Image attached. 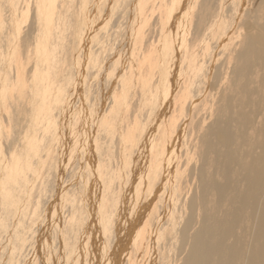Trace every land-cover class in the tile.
<instances>
[{
	"label": "bare ground",
	"instance_id": "6f19581e",
	"mask_svg": "<svg viewBox=\"0 0 264 264\" xmlns=\"http://www.w3.org/2000/svg\"><path fill=\"white\" fill-rule=\"evenodd\" d=\"M58 46L83 115L37 105L25 124ZM29 125L60 199L37 186L16 223L86 218L66 260L264 264V0H0V144Z\"/></svg>",
	"mask_w": 264,
	"mask_h": 264
},
{
	"label": "clouds",
	"instance_id": "9594fccd",
	"mask_svg": "<svg viewBox=\"0 0 264 264\" xmlns=\"http://www.w3.org/2000/svg\"><path fill=\"white\" fill-rule=\"evenodd\" d=\"M68 56L64 47L58 46L55 63L50 62L46 66L47 79L28 86L20 105L25 124L28 123L31 110L37 105H41L55 120H59L69 110L73 112V118L77 114L83 115L72 91L78 76L77 64L74 60L69 61ZM32 127L29 125V131L19 138L14 149L11 145L6 148L0 144V264H81L75 259V252L67 260L65 257L85 238L86 218L78 230L70 229L67 223L63 230L53 228L55 235L47 231L46 223L39 229L35 224L16 223L21 210L32 201L37 186L41 197L50 200V207L58 204L60 199L61 181L52 175L48 137L41 136L35 143H30ZM66 179H70V176ZM77 195L79 206L85 207L88 193L83 186L77 189ZM23 219L27 220V215ZM212 264L219 262L213 261Z\"/></svg>",
	"mask_w": 264,
	"mask_h": 264
},
{
	"label": "snow or ice",
	"instance_id": "6c2138e0",
	"mask_svg": "<svg viewBox=\"0 0 264 264\" xmlns=\"http://www.w3.org/2000/svg\"><path fill=\"white\" fill-rule=\"evenodd\" d=\"M37 7H39V5H37Z\"/></svg>",
	"mask_w": 264,
	"mask_h": 264
}]
</instances>
